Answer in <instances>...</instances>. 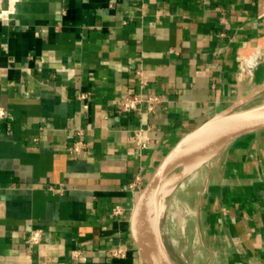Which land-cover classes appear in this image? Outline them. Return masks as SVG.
<instances>
[{"label": "crops", "instance_id": "obj_1", "mask_svg": "<svg viewBox=\"0 0 264 264\" xmlns=\"http://www.w3.org/2000/svg\"><path fill=\"white\" fill-rule=\"evenodd\" d=\"M263 101L264 0H0V264H146L131 220L155 168ZM163 232L181 264H264V128L176 189Z\"/></svg>", "mask_w": 264, "mask_h": 264}, {"label": "water", "instance_id": "obj_2", "mask_svg": "<svg viewBox=\"0 0 264 264\" xmlns=\"http://www.w3.org/2000/svg\"><path fill=\"white\" fill-rule=\"evenodd\" d=\"M226 108L184 136L145 183L132 212V233L146 264H181L163 232V217L176 189L208 165L235 138L264 128V101Z\"/></svg>", "mask_w": 264, "mask_h": 264}, {"label": "built area", "instance_id": "obj_3", "mask_svg": "<svg viewBox=\"0 0 264 264\" xmlns=\"http://www.w3.org/2000/svg\"><path fill=\"white\" fill-rule=\"evenodd\" d=\"M156 100L155 96H151L148 98L150 108H153V103ZM144 101V97L140 92H130L124 95L122 98L121 104L119 109L123 112H132L141 108V105ZM7 115V108L0 102V120L4 119ZM137 140L139 141L140 145L143 147L147 146L149 142V137L144 129L137 130L135 133ZM83 147L82 140L76 142L74 149L76 151H80ZM141 184L140 177H136V179L131 182V186L134 187L136 185ZM118 212V209L115 210ZM42 229H36L31 233L29 238L30 243H37L40 238L42 237ZM113 254L116 256H124L125 249L120 247L113 250Z\"/></svg>", "mask_w": 264, "mask_h": 264}]
</instances>
